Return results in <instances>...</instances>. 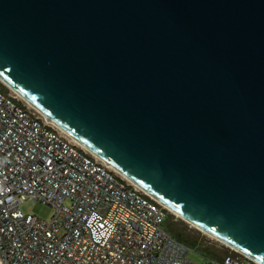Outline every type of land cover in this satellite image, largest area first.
Segmentation results:
<instances>
[{
	"label": "water",
	"instance_id": "water-1",
	"mask_svg": "<svg viewBox=\"0 0 264 264\" xmlns=\"http://www.w3.org/2000/svg\"><path fill=\"white\" fill-rule=\"evenodd\" d=\"M0 82L104 169L264 264V0H0Z\"/></svg>",
	"mask_w": 264,
	"mask_h": 264
},
{
	"label": "built area",
	"instance_id": "built-area-1",
	"mask_svg": "<svg viewBox=\"0 0 264 264\" xmlns=\"http://www.w3.org/2000/svg\"><path fill=\"white\" fill-rule=\"evenodd\" d=\"M169 212L0 90V264H195L163 230ZM230 251L201 264H254Z\"/></svg>",
	"mask_w": 264,
	"mask_h": 264
},
{
	"label": "rangeland",
	"instance_id": "rangeland-1",
	"mask_svg": "<svg viewBox=\"0 0 264 264\" xmlns=\"http://www.w3.org/2000/svg\"><path fill=\"white\" fill-rule=\"evenodd\" d=\"M0 90L3 91L4 93H10V91L7 88H5L1 83H0ZM19 209L24 214L33 215V216H36V217H38L40 219H44V220L48 219L49 216L53 212V210L50 207H47V206H44L38 202H32V201L23 202L22 204H20ZM169 215H171V217H169L171 223L166 225L163 222V224H162V228L166 232H169L170 231L169 229L173 230L174 232H176L178 230L180 231V229L182 228L180 222L183 223V225L186 227V230L194 229V230L198 231L194 227L190 226L186 222L179 219L177 216L173 215L171 212H169ZM199 233L202 236H204L205 240H207V244L212 246L213 251H215V253L218 256H220V258L223 257L224 255L228 254L229 252H231L229 248L213 242L209 236L203 234L202 232H199ZM186 258L195 264H201L206 260V258H204L202 255H200L193 248H189V250L186 254Z\"/></svg>",
	"mask_w": 264,
	"mask_h": 264
},
{
	"label": "trees",
	"instance_id": "trees-1",
	"mask_svg": "<svg viewBox=\"0 0 264 264\" xmlns=\"http://www.w3.org/2000/svg\"><path fill=\"white\" fill-rule=\"evenodd\" d=\"M169 217H171V215H166L164 224L167 225L171 223ZM180 224L182 227L180 231L178 230L174 232L173 230L169 229L170 231L167 233L178 242L184 244L189 248L195 249L200 255H202L206 259L220 258V256H218L215 251H213L212 246L207 244V240H205L204 236H202L199 231H196L194 229L186 230V227L183 225V223L180 222Z\"/></svg>",
	"mask_w": 264,
	"mask_h": 264
},
{
	"label": "bare ground",
	"instance_id": "bare-ground-1",
	"mask_svg": "<svg viewBox=\"0 0 264 264\" xmlns=\"http://www.w3.org/2000/svg\"><path fill=\"white\" fill-rule=\"evenodd\" d=\"M1 83V82H0ZM2 84V83H1ZM178 217V216H177ZM179 219H181L182 221H184L181 217H178ZM185 222V221H184ZM195 228V227H194ZM197 229V228H195ZM198 230V229H197ZM200 230V229H199ZM201 231V230H200ZM203 234L207 235L206 233H204L203 231H201ZM208 236V235H207Z\"/></svg>",
	"mask_w": 264,
	"mask_h": 264
}]
</instances>
